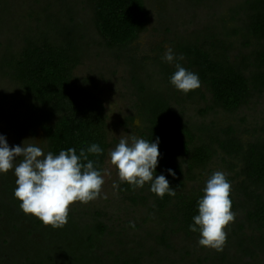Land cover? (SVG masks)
I'll return each mask as SVG.
<instances>
[{
    "label": "trees",
    "instance_id": "obj_1",
    "mask_svg": "<svg viewBox=\"0 0 264 264\" xmlns=\"http://www.w3.org/2000/svg\"><path fill=\"white\" fill-rule=\"evenodd\" d=\"M60 1L61 12L51 13L49 7L42 8L35 29L16 46L9 40L0 52V74L18 87L28 110L37 114L36 122L44 131L49 151L58 155L61 149L75 148L79 154L81 148L97 143L104 152L89 155V159L96 161L95 166L102 170L109 148L107 110L94 90L75 84L74 71L92 43H99L110 52L126 54L135 109L141 121L136 135L153 141L159 138L161 155L156 175L164 174L176 192L175 196L165 194L161 199L146 184L141 188V193L146 194L140 196L129 184L122 183L132 204L151 201L148 216L156 230L147 233L146 239L157 247L171 249L170 239L182 238L189 243L181 255L182 264H264V129L253 140L244 141L235 126L208 121L211 114L234 113L264 93V0H243L219 18L218 28L194 31L172 41L174 53L184 57L180 61L182 66L197 73L201 82L198 89L187 94L171 85L175 62L163 60V47L158 46V52L145 60L130 51L149 22L150 10L145 0H85L98 41L86 39L80 24L74 22L70 3ZM188 1L212 6L216 0ZM5 3L6 0H0V34L5 25L2 20ZM144 65L153 69L156 83L151 82L150 74L143 73ZM185 104L196 107L199 121L184 120ZM253 131L255 135L258 133V129ZM213 162L218 163L215 169L208 167ZM169 168L175 171V177L168 174ZM219 168L227 173L228 180L230 175L237 178L230 192L231 210L237 215L239 212L241 218L233 223L234 242L230 234L224 245L227 248L217 252L200 246L199 233L190 231L189 225L198 214L197 201L203 196L205 181ZM199 174L206 178L197 180ZM196 181L199 185L188 187ZM7 185L13 194L16 185L9 181ZM13 201L16 214L22 213L21 217L28 222L27 227H22L26 228L25 234L59 231L56 236L66 238L65 248L57 245L59 239L43 244L40 238L39 241L27 238L28 250L22 251L23 260L13 263L55 264L57 256L61 264H144L143 256L147 254L142 253L144 232L129 247L125 246L122 232L116 238L118 241L109 245L110 230L100 219L101 211L82 224L76 213L69 210L67 223L62 228H53L24 214L20 201L16 198ZM14 213H10V218H15ZM20 227L17 224L16 230ZM44 232L42 238L46 239ZM231 247L236 249L235 254H230ZM155 259L147 264H162V258Z\"/></svg>",
    "mask_w": 264,
    "mask_h": 264
},
{
    "label": "rangeland",
    "instance_id": "obj_2",
    "mask_svg": "<svg viewBox=\"0 0 264 264\" xmlns=\"http://www.w3.org/2000/svg\"><path fill=\"white\" fill-rule=\"evenodd\" d=\"M66 1L73 8L74 22L80 24L86 39L98 41L99 39H96L98 35L91 22L92 14L85 0ZM241 1L243 0H216L212 3V6H208L205 3L193 5L188 0H145L150 10L149 22L146 30L131 45L132 49L130 51L133 50L136 57L141 60L152 57L158 52V46L163 47L165 53L177 36H186L194 31L202 32L207 29L218 28L219 18L226 15L231 7ZM60 4V0H6L4 5L6 10L3 13L4 17H2L5 25L0 34V52L9 40H13L16 46L25 34L35 29L38 24L37 14L42 8L49 7L51 13H57L62 11V4ZM238 51L239 47L234 54ZM125 57L126 54L110 52L99 43H92L87 50L86 57L74 71L75 84L94 90L106 107L109 148L102 167L105 182L102 186L101 195L86 204L74 202L70 205L69 210L76 213L82 224H87L95 217V212L101 211L100 219L108 224L110 230L109 245L118 241L116 238L122 232L121 237L124 236L125 238V246L129 247L128 244L135 241L141 231L144 232L142 253H147L143 256L145 260H142V262L144 264H147V261L156 260L157 257L158 259L162 258V264H182L181 255L189 246V243L187 245V242L182 238L175 236L170 239L172 248L169 249L157 247L151 239H146L147 233L153 234L156 230L154 221L148 216L151 201L148 199L143 204H132L128 196L130 193L123 191V185L119 183L117 170L110 163L109 152L119 143L120 138L136 135L137 129L141 126L140 117L135 109V92L129 78L131 68L128 66ZM144 70V74L151 75V82L156 83L153 69L149 65H144ZM183 111H185L183 114L185 121L193 123L200 120L195 106L185 104L183 105ZM36 116L37 114H32L28 110L27 101L21 95L18 87L8 77L0 74V134L6 135L10 146L20 145L22 141L28 139L27 143L46 146L45 151H49L47 138L38 122H36ZM129 116L132 117L130 121L127 120ZM137 120L140 122L139 126L136 123ZM126 121H129L127 125H125ZM208 121H215L220 126L233 125L240 131L244 141L253 140L264 129V93L253 97L234 113L228 114L217 111L208 117ZM254 129H258L256 135ZM20 159L22 157L18 158L17 163ZM216 164L218 163L213 162L208 167L215 169ZM218 170L220 171V168ZM199 175L201 177H197V180L206 178L203 174ZM230 177L231 189H234L237 178H234L233 175H230ZM15 179L12 171L0 174V264H17L13 263L14 261L20 263L23 260L21 257L22 251L28 250L26 242L29 241L27 238H33L37 241L40 238V241L43 240V244L59 239L57 245L60 247H64L63 241L66 239L56 236L59 231L48 234L46 231L39 230L38 233H35L37 232L35 231L30 235L28 232L25 234L26 228L23 230L22 227H27L28 222L21 217L22 213L16 214L18 210L15 209L13 204L15 203L13 201L14 196L7 185L8 181L15 184ZM114 182L118 183L117 188H113ZM195 185H199L198 181L188 184V187ZM134 193L140 196L146 194L141 193V188L134 189ZM9 212L11 214L15 212V218H10L11 214ZM234 213V221L230 222L225 229L227 237H230L231 234L233 242V227L236 228L233 223L241 218L239 212L238 215L237 212ZM17 224L19 227L21 226L18 230H16ZM137 225L140 228H136ZM43 232L46 239L42 238L44 237ZM198 251L202 253L200 250ZM235 251L236 249L231 247L230 254H235ZM193 254L192 252V256ZM55 257V264H61L60 259H57V256Z\"/></svg>",
    "mask_w": 264,
    "mask_h": 264
},
{
    "label": "clouds",
    "instance_id": "obj_3",
    "mask_svg": "<svg viewBox=\"0 0 264 264\" xmlns=\"http://www.w3.org/2000/svg\"><path fill=\"white\" fill-rule=\"evenodd\" d=\"M184 57L177 56L169 47L163 60L175 62L176 71L170 76V83L183 94L201 86L197 73L182 66ZM139 126V121H136ZM10 146L6 135L0 134V174L12 171L15 179L14 198L26 215L38 218L45 226L62 228L67 223L69 207L74 202L86 204L101 195L104 172L95 166L89 155L99 156L104 149L92 143L79 154L75 148L61 149L56 155L45 151L43 145L27 143ZM159 138L147 140L137 135L122 137L110 150V163L117 170L119 183H127L133 189L149 185V190L161 199L165 194L175 196L164 174L156 175ZM17 163L18 158H21ZM169 175L175 177L171 168ZM118 183H113L117 188ZM203 196L197 201L198 214L189 230L199 233L198 244L217 252L223 251L226 243V227L235 219L230 199L231 183L222 171L213 172L205 181Z\"/></svg>",
    "mask_w": 264,
    "mask_h": 264
}]
</instances>
